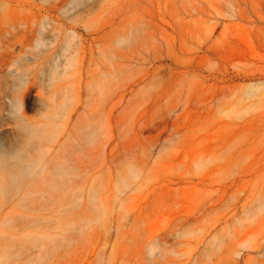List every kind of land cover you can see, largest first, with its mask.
I'll list each match as a JSON object with an SVG mask.
<instances>
[{"label": "rangeland", "instance_id": "1", "mask_svg": "<svg viewBox=\"0 0 264 264\" xmlns=\"http://www.w3.org/2000/svg\"><path fill=\"white\" fill-rule=\"evenodd\" d=\"M149 1L0 0V264H264V0Z\"/></svg>", "mask_w": 264, "mask_h": 264}, {"label": "bare ground", "instance_id": "2", "mask_svg": "<svg viewBox=\"0 0 264 264\" xmlns=\"http://www.w3.org/2000/svg\"><path fill=\"white\" fill-rule=\"evenodd\" d=\"M76 0H57L56 2H52L51 0H49V3H48V5H47V7H46V10H47V14L49 15H51L53 12H55V11H58V10H61V9H64V8H66L68 5H70V4H76V2H75ZM104 1H106V0H81V4H82V6L80 5V4H77L76 6H75V8H78V6H79V8H80V10L82 9L83 11L82 12H84V13H86L87 14V16H90L91 14H93V11H94V8L96 7V6H99V7H102V8H107L109 5H105V4H107V3H105ZM116 1V0H115ZM115 1H112L111 0V7H116V6H114L115 5V3H114V5L112 4V2H115ZM118 1L119 0H117V2H116V5H118L117 3H118ZM123 1H125V0H122L121 2H119V5H120V3H121V5H122V3H123ZM103 2L105 3V4H103ZM107 2V1H106ZM149 2H153V1H149ZM125 3H129V5L131 6V8H133L134 6H136V5H138L139 3H141V0H126L123 4H125ZM106 7H105V6ZM118 5V6H119ZM109 6V8L110 9H112L111 7ZM117 6V7H118ZM115 9V8H114ZM79 10V9H78ZM49 15V16H50ZM53 15V14H52ZM58 20V19H57ZM86 21L85 22H81V24H83V25H85V26H88V25H90V24H93V23H97V24H99L100 26H102L103 28H107L108 26H111V25H114L115 23H116V19H113V18H104V19H99L98 20V18H94V19H91V18H87V19H85ZM128 22L129 23H140V21L139 20H133V19H131V20H128ZM127 21H121V22H119V24H124V23H128ZM79 24H80V22H78ZM77 23V24H78Z\"/></svg>", "mask_w": 264, "mask_h": 264}]
</instances>
